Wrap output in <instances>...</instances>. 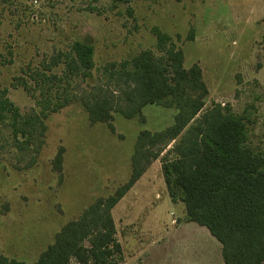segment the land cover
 Wrapping results in <instances>:
<instances>
[{"label": "rangeland", "instance_id": "rangeland-1", "mask_svg": "<svg viewBox=\"0 0 264 264\" xmlns=\"http://www.w3.org/2000/svg\"><path fill=\"white\" fill-rule=\"evenodd\" d=\"M155 27L182 48L185 67H201L206 107L220 104L244 116L249 144L264 149V0H0V89L22 114L39 110L23 80L34 87L37 72L61 74L62 64L47 69L53 56L75 41L88 43L99 79L108 63L144 50L160 54ZM89 81H74L78 94ZM176 112L147 105L144 119L115 114L112 130L92 124L74 100L49 114L44 136L29 149H19L9 126L0 124V255L36 261L65 223L128 181L139 133L167 128ZM60 149L58 173L53 161ZM112 214L123 251L117 264H199L215 252L206 228L195 230L184 203L171 201L160 157Z\"/></svg>", "mask_w": 264, "mask_h": 264}, {"label": "trees", "instance_id": "trees-1", "mask_svg": "<svg viewBox=\"0 0 264 264\" xmlns=\"http://www.w3.org/2000/svg\"><path fill=\"white\" fill-rule=\"evenodd\" d=\"M153 32L160 54L144 50L108 63L99 79L88 43L75 41L69 52L53 56L47 69L62 64L61 74L37 72L34 87L23 80L39 110L22 114L7 89H0V124L9 126L19 149H29L44 136L49 114L74 100L81 103L92 124L103 122L112 130L115 114L144 119L147 105L177 110L172 125L139 133L127 182L113 194L96 198L65 223L33 263L0 255V264H70L73 260L76 264H117L123 251L112 210L148 163L159 157L171 201L184 203L187 220L206 227L221 243L224 264H263L264 149L249 144L244 116L220 104L206 107L209 89L199 64L185 67L182 48L159 28ZM77 79L92 82L81 95L79 86L75 90ZM62 162L60 149L53 161L58 173Z\"/></svg>", "mask_w": 264, "mask_h": 264}, {"label": "crops", "instance_id": "crops-1", "mask_svg": "<svg viewBox=\"0 0 264 264\" xmlns=\"http://www.w3.org/2000/svg\"><path fill=\"white\" fill-rule=\"evenodd\" d=\"M190 223H194V222H190ZM194 224H196V223H194ZM197 226L198 227H196L194 229L195 230H199V232H203L204 233V232L208 231V234H209L208 236H210V237H208V240L210 241V244L213 245L212 247L213 248L215 247V252H213L214 250L212 251L211 254H209V252H207L205 254V261L200 259V261H198V263L199 264H224L223 257H222V245H221V243L218 244V243H215V241H213V239L211 237L212 235L210 234L209 230L206 227L198 225V224H197ZM203 228H206L207 231H204ZM263 264H264V262H263Z\"/></svg>", "mask_w": 264, "mask_h": 264}]
</instances>
